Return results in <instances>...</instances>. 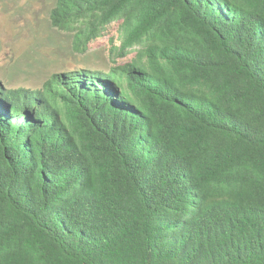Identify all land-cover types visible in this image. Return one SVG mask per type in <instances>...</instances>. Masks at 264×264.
Instances as JSON below:
<instances>
[{"label":"trees","instance_id":"trees-1","mask_svg":"<svg viewBox=\"0 0 264 264\" xmlns=\"http://www.w3.org/2000/svg\"><path fill=\"white\" fill-rule=\"evenodd\" d=\"M109 67L0 83V264H264V0H56Z\"/></svg>","mask_w":264,"mask_h":264},{"label":"rangeland","instance_id":"rangeland-1","mask_svg":"<svg viewBox=\"0 0 264 264\" xmlns=\"http://www.w3.org/2000/svg\"><path fill=\"white\" fill-rule=\"evenodd\" d=\"M56 0H0V83L5 89L40 88L53 74L107 69L103 43L79 54L72 35L51 26Z\"/></svg>","mask_w":264,"mask_h":264}]
</instances>
